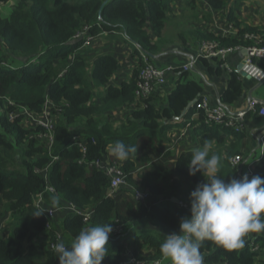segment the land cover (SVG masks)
Returning <instances> with one entry per match:
<instances>
[{"label":"trees","instance_id":"1","mask_svg":"<svg viewBox=\"0 0 264 264\" xmlns=\"http://www.w3.org/2000/svg\"><path fill=\"white\" fill-rule=\"evenodd\" d=\"M9 1L0 0V107L4 109L0 115V216L5 208L11 212L12 219L0 232V264H59L54 250L47 247L42 252L38 250L43 248L41 236H49L44 214L34 217L31 213L37 208L34 199L39 194L48 203L60 196L80 209L93 210L90 226L107 223L113 226L116 219L125 225L124 235H109V254L102 262L122 264L127 245H131L135 256L144 264L162 258L160 244L167 234L179 232L180 219L190 214V193L204 177L200 172L189 175L192 150L175 155L169 150L164 152L160 144L167 139L175 116L184 113L191 118L195 108H188V104L201 97L204 88L193 79L178 81L164 98L158 92L147 100V106L134 108L138 69L119 85L111 82L119 69L115 53L88 54L87 48H82L83 40L75 35L89 24L94 36L104 32H111L110 37L125 36L135 52L141 47L153 60V55L163 49L167 8L173 0H14L10 14L4 17L1 2ZM207 1L216 10L226 6V0ZM228 19L239 29L238 35L260 30L243 25L233 7ZM197 34L200 39H217L223 45H247L240 37ZM200 61L211 72L221 71L218 58ZM180 75L184 77L187 73ZM229 75L228 87L221 98L234 105L243 94L244 81L235 70ZM99 87L102 89H96ZM96 93L99 101L95 102ZM47 100L62 109L53 147V155L58 158L52 163L45 145L30 138L36 131L45 129L28 126L22 114L14 120L9 116L11 112H20L21 106L41 113ZM124 107L129 108L128 116L116 125L110 111ZM200 122L193 135L202 144L216 141L222 150L228 135L244 137L243 132L224 124L205 123L203 118ZM75 134L89 141L85 160L111 155L110 145L117 140L137 146V153L130 155L122 168L133 186L152 193L154 197L149 203L135 201L126 189L110 196L108 176L88 168L86 162H79L82 154L72 145ZM238 145L236 142L225 149L222 152L225 155L218 152L220 175L225 180L236 175L229 157L241 152ZM48 164L46 175L58 194L46 190L45 174L36 170ZM256 168V175L264 178V158ZM157 197L167 199L156 202ZM173 197L187 206L180 205ZM83 228H86L84 216L68 212L61 227L66 245ZM256 242L261 250L255 252L248 246L229 250L206 240L200 248L203 264H264V234Z\"/></svg>","mask_w":264,"mask_h":264},{"label":"built area","instance_id":"2","mask_svg":"<svg viewBox=\"0 0 264 264\" xmlns=\"http://www.w3.org/2000/svg\"><path fill=\"white\" fill-rule=\"evenodd\" d=\"M91 25L86 24L81 31L76 33V39L83 40V47L87 48L93 45L97 40V37L90 33ZM215 32L218 36L221 37H237L243 38L247 45H236L228 46L223 45L221 41L217 39L213 40H203L200 43L198 53L187 60L181 65L176 64H165L160 65L155 60L149 58L148 53L139 47V62L134 69H138L137 77V87L135 89V107H145L147 106V100L158 92H161L165 89V86L169 82L170 77L177 75V71L183 70L188 71L192 69L200 58L203 57H220L223 60L226 59L227 55L232 52L240 51L246 49L247 53L245 56V61L243 64V70L247 72L250 77L256 81L263 82L264 84V29H260L258 32L246 31L243 36L238 35L239 29L235 26L233 22H228L224 24V27L216 26ZM1 48V46H0ZM232 69V68H231ZM11 104H14L13 101H9ZM195 112L193 117L203 118L205 123H217L224 124L225 126L234 129L235 131H241L245 125L246 118L249 112H257L260 115H264V94L263 96H253L248 100L247 105L240 109H232L231 106L219 100L217 103H212L210 99L206 96L202 98H197L194 104ZM62 109L60 107H55V105L47 100L44 104V108L41 113H34L28 108L21 106L20 112L15 111L10 113L11 120H14L17 116L23 115L24 121L28 126L39 127L42 126L45 130H38L30 138H35L39 142H42L47 152L52 156V163L58 156L53 155V147L55 143V129L59 121ZM203 114V116H202ZM185 117H182V119ZM176 118H174L175 120ZM181 120V119H178ZM176 120V121H178ZM175 122V121H174ZM189 124L187 127H184L179 134H173L169 137L168 140H165L162 148L166 152L173 149L178 140L187 136L189 134ZM264 138V136H263ZM95 142V139H93ZM263 142V141H262ZM88 139L81 134H75L72 137V145L77 146L82 154L79 162H86L88 168L98 169L105 173L109 178V195L115 196V194L121 189H126L128 194L139 203H149V201L154 197L152 193L148 190H141L133 186L128 180V173L122 168L124 165L123 162L116 159L112 155H107L105 158H95L92 160H85L88 153ZM263 145V144H262ZM264 158V145L262 147L261 155L256 160H246L244 155L237 153L229 157L230 165L236 169V178L242 177L243 174L247 173L249 178L257 174V163ZM49 164L44 168H36L37 171L45 174L47 179L46 190L50 191L53 194H58L54 186H52L47 178L46 171ZM58 198V199H57ZM56 198L57 203L53 204L52 202L48 203L44 198L43 194H39L34 199V204L37 208L45 209L44 216L47 218L45 227L49 233V236H43L42 239H45V246L48 249H53V245L57 242H64L65 237L64 232L61 229L62 224H54L58 219L57 216H61L63 219L68 212H76L84 216L85 227H89L91 224V218L93 215V210L91 209H80L72 202H67L60 196ZM167 199L165 197H157L156 202H161L162 200ZM173 200L178 202L182 206H187V204L178 199ZM0 208H2V202L0 201ZM57 226V227H55ZM113 231L110 233L112 236H120L125 233V225L116 219L115 224L112 226ZM3 229L0 227V232ZM53 233V236L51 234ZM264 232L260 233H249L245 237L244 246H248L252 251L261 250V246L256 242V238ZM42 241V240H41ZM66 245V243H65ZM67 246V245H66ZM122 264H144L143 260L138 259L131 245H127V249L124 252V258L121 262ZM101 264H108L106 262H101ZM147 264H170V261L160 258L157 260H152L147 262Z\"/></svg>","mask_w":264,"mask_h":264},{"label":"crops","instance_id":"3","mask_svg":"<svg viewBox=\"0 0 264 264\" xmlns=\"http://www.w3.org/2000/svg\"><path fill=\"white\" fill-rule=\"evenodd\" d=\"M259 2L264 3V0H259ZM12 6V5H11ZM253 2L250 0H226L225 8L221 10L214 9L207 0H173L170 2L167 8V14L169 16V21L171 23L168 25V28L171 24L174 25L176 30L174 32H169L168 35H172L174 37L173 40L168 41V38L163 34L164 41L162 42V50L155 55H153V60H155L160 65L165 64H176L181 65L185 63L187 60H190L193 56H195L199 51L200 43L203 40L200 39L199 34L197 33H214L216 26L224 27V24L231 22L228 19V14L230 9L233 7L235 15H237L243 25H252L257 26L259 29H264V23H262V11L261 8H252ZM263 7V6H260ZM7 11V15L10 14ZM260 12V13H259ZM4 16V17H5ZM183 19V22L181 21ZM186 20L187 25L184 24ZM259 21V22H258ZM258 23V25H257ZM150 27V25L148 24ZM167 28V30H169ZM149 30V29H148ZM111 32H104L99 34L97 40L93 43L92 46L87 47V53L96 54L103 51L114 50L115 55L119 60V69L113 77L112 81L115 84H121L122 81L129 79L133 72L135 66L139 62V52H135L134 49L129 45L128 39L123 37H110ZM150 35L154 41H157L155 34L150 31ZM127 40V41H126ZM100 45V48L94 51V46ZM116 50V51H115ZM245 54H243V50L229 53L225 60L220 57H210V58H218L221 61V71L220 72H211L209 67L202 63V61H198L197 64L188 71H183L178 69L177 75H172L169 79V82L165 86V89L160 92L162 98L166 96V93L175 88L177 82H184L187 79H193L199 82L204 91L202 92L201 97H208L212 103H217L219 100H222V94L228 87V79L229 73L232 71H237L240 75V79L244 81V89L243 94L240 99L231 105V108L236 110L243 108L247 105L248 100L250 99V95L253 96H263L264 94V84L262 82L256 81L252 77L250 79L242 76L238 71V66L245 61ZM207 58V57H203ZM202 59V58H200ZM211 60V59H210ZM212 61V60H211ZM214 62V61H212ZM214 64V63H213ZM232 68V69H231ZM187 73L186 76L181 77L182 75ZM101 90L102 88H96ZM98 93L95 96V102L99 101ZM195 108L194 104L192 106ZM117 111V117L114 118V123L119 125L122 121L126 120L129 112L128 107H124L122 109H114V112ZM196 111V110H195ZM111 113V111H110ZM120 114V115H119ZM113 115V114H112ZM186 115V114H185ZM182 115L181 117L176 118L174 121V125L167 134V139L171 135L179 134L184 127H187L189 124V134L180 140L174 145L173 149L169 150L172 153L178 154L182 150H192L195 147H202V143L199 138H195L193 135V130L199 128L201 122L200 118L193 117L191 118L185 117ZM182 117H185L182 119ZM181 119V120H178ZM178 120V121H176ZM243 132L244 137L242 139H238L234 134L228 135L226 137V142L223 145V149L220 150V147L217 145L216 141H211L213 148L212 151L216 154L224 153L225 149L230 147L232 144L239 142L240 153L244 155L246 160H256L260 157L262 147L264 145V115H260L257 112H249L246 118L245 125L241 130ZM173 135V136H174ZM241 140V141H240ZM263 141V142H262ZM165 140L160 144L161 149ZM263 144V145H262ZM219 148V150H218ZM219 152V153H218ZM222 153V154H223ZM225 155V154H223ZM179 198L177 197V200ZM57 220L54 224H62L61 216H57ZM12 219L11 212L5 209V212L0 216V227L3 230L7 228L9 221ZM57 227V226H55ZM62 227V226H61ZM264 234V233H262ZM260 234V235H262ZM44 236V235H43ZM43 248L38 247V250L42 252L45 249V239H42ZM135 238V237H134ZM26 244V242H25ZM28 244V243H27Z\"/></svg>","mask_w":264,"mask_h":264},{"label":"clouds","instance_id":"4","mask_svg":"<svg viewBox=\"0 0 264 264\" xmlns=\"http://www.w3.org/2000/svg\"><path fill=\"white\" fill-rule=\"evenodd\" d=\"M212 143L192 149L188 162L189 175L200 172L204 180L190 193V214L179 221V232L167 234L160 252L170 264H203L200 248L213 241L225 249L242 248L249 233L264 232V178L247 173L228 180L220 175L221 157L212 151ZM110 154L120 161L137 153V146L117 140ZM52 203H57L53 197ZM43 208L31 213L40 217ZM110 223L83 228L69 245L57 242L53 249L59 264H101L108 255Z\"/></svg>","mask_w":264,"mask_h":264},{"label":"rangeland","instance_id":"5","mask_svg":"<svg viewBox=\"0 0 264 264\" xmlns=\"http://www.w3.org/2000/svg\"><path fill=\"white\" fill-rule=\"evenodd\" d=\"M251 2H253V7H251V9L252 8H254L255 7V9L256 8H261V9H263V10H261L262 11V14H263V17H262V23H264V3H262L261 4V2H259V0H250ZM14 3V0H10L9 2H1V11H2V14H3V16H5L6 14H7V11L6 10H8V12H9V9H11V5ZM260 6H263V7H260ZM260 13V12H259ZM182 22H183V19L181 20ZM259 22V21H258ZM171 23V21H169V16H168V20H167V25L164 27V29H163V34L166 36V38H168V41H171V40H173L174 39V37H172V35H168V31L169 32H174V30H176V28L174 27V25L173 24H171L170 26H169V28H168V25ZM184 24L185 25H187V23H186V20L184 21ZM257 25H258V23H257ZM259 26V25H258ZM257 27V26H256ZM167 28L169 29V30H167ZM164 41V40H163ZM100 48V45H96V46H94V51L93 52H95L97 49H99ZM108 51H113L114 52V50H108ZM116 51V50H115ZM3 112H4V109L3 108H1L0 107V115L1 114H3ZM111 113L113 114V116H115L116 118H118L117 117V111L116 112H114V110H111ZM120 115V114H119ZM112 118V117H111ZM117 125V124H116ZM0 130H1V128H0ZM3 212H5V208H3ZM25 247L26 248H28V245H27V243L25 244Z\"/></svg>","mask_w":264,"mask_h":264},{"label":"water","instance_id":"6","mask_svg":"<svg viewBox=\"0 0 264 264\" xmlns=\"http://www.w3.org/2000/svg\"><path fill=\"white\" fill-rule=\"evenodd\" d=\"M100 13H101V9H100ZM242 50H243V54L246 55V53H247L246 49H242ZM242 67H243V63H241V64L238 66V71L240 72V74H241L242 76H244V77L250 79V78H251L250 75H248L247 72H245V71L243 70ZM262 83H263V82H262ZM251 98H252V95H250V99H251ZM196 99H197V98H195L193 101H191V102L188 104V108H191V107L193 106V104H195ZM182 115H184V113H183ZM182 115H181V116H182ZM181 116H180V117H181ZM174 118H178V117L175 116ZM175 200H177V197H175Z\"/></svg>","mask_w":264,"mask_h":264}]
</instances>
